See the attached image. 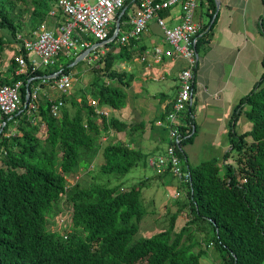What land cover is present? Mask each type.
<instances>
[{
    "label": "trees",
    "instance_id": "16d2710c",
    "mask_svg": "<svg viewBox=\"0 0 264 264\" xmlns=\"http://www.w3.org/2000/svg\"><path fill=\"white\" fill-rule=\"evenodd\" d=\"M24 1L28 4L29 0ZM138 1L127 0L122 29H126L130 8ZM208 1L210 19L201 30L198 52L218 20L216 1ZM49 2L31 1L36 27L47 19L52 7ZM15 5V0H0V28L11 29L17 38L18 17L7 10ZM58 13L57 18H62L60 10ZM115 27L113 24L110 36ZM6 42L0 36V53ZM137 43L132 40L116 53V42L109 43L113 50L98 60L104 62L102 70L109 81L98 75L88 88L90 96L84 92L80 99L71 98V108L66 104L70 96H64L60 117L52 114V100L47 96L40 97L38 112L29 113L30 106L25 107L27 83L33 76H50L60 70L74 72L82 62L71 66L78 56L64 65L57 61L58 67H40L28 74L18 73L20 65L13 58L8 74L0 72V85L23 82L24 102L21 113L17 111L0 130V264H201V257L207 253L204 242L214 245L222 264H264V73L234 108L231 123L244 114L252 127L240 134L234 127L231 129V149L225 154L223 166L217 159L198 165L185 161L191 179L179 183L178 188L187 192L184 200L179 199L181 195L176 198L177 209L167 229L148 237L138 236L147 213L142 190L151 178L130 189L112 183L82 187L68 181L80 170L82 159L89 166L97 157L105 131L127 128V123L115 116H103L99 121L89 98L111 109L125 104V87L135 75L117 69L115 62L132 61L143 50ZM24 56L30 62L31 55L24 51ZM37 82L33 80L30 89ZM191 110L192 106L189 113ZM33 116L38 119L36 123ZM186 117L194 123L188 112ZM15 121L16 133L8 136V127ZM195 134L196 131L182 145L192 142ZM102 158L101 171L120 178L147 161L141 149L114 141L104 145ZM65 206L72 209L71 224L64 233L67 238L51 228ZM186 208H190L191 218L177 231L178 214Z\"/></svg>",
    "mask_w": 264,
    "mask_h": 264
},
{
    "label": "crops",
    "instance_id": "0c3cea01",
    "mask_svg": "<svg viewBox=\"0 0 264 264\" xmlns=\"http://www.w3.org/2000/svg\"><path fill=\"white\" fill-rule=\"evenodd\" d=\"M219 1L216 15L218 20L209 34V40L201 43L199 49V65L191 110L196 134L193 141L185 146V160L189 164L190 155L194 158L193 147L205 144L222 151L224 162L225 154L231 149V129L234 127L240 134L252 127V124H243L244 114H240L237 121L231 123L234 108L264 73V1ZM49 3L52 4V1ZM209 12V1L204 0L197 11L196 19L203 24L207 23L210 19ZM181 14L179 6L165 10L162 15L166 26L177 25L181 21ZM46 20L51 28L56 27V19L47 17ZM128 28L127 25L126 29ZM150 31L151 34L160 35L163 41H156ZM147 38L150 39V44ZM137 46L143 49L140 51L154 46L163 49L169 47L163 29L155 20L150 22ZM133 62V65L123 66L124 70L135 75L132 83L125 87V104L122 109L108 107L112 116L127 123V128L122 131L110 130L107 141L122 142L141 149L147 155L149 164L148 158L164 153L169 144L162 114L172 107L179 91V73L186 63L182 58L170 57H164V61L152 66L138 60ZM151 81L159 82L161 89L151 91ZM45 92L49 98H52L50 95H54V92L58 93L47 84ZM141 123H144L143 127L139 126ZM144 149L149 150L145 152ZM158 174L156 176L160 178V184L168 185L166 176L170 174ZM169 186L179 187V184L175 186L170 182Z\"/></svg>",
    "mask_w": 264,
    "mask_h": 264
},
{
    "label": "built area",
    "instance_id": "2783aa9c",
    "mask_svg": "<svg viewBox=\"0 0 264 264\" xmlns=\"http://www.w3.org/2000/svg\"><path fill=\"white\" fill-rule=\"evenodd\" d=\"M51 9L48 17L58 19L55 28H51L47 20L43 21L31 37L26 38L21 35L17 37L18 52L16 60L20 65L18 73L28 74L31 70L34 73L40 67L57 66L60 55L70 56L72 53L79 56L86 49L93 47V50L85 57L89 64H92L99 57L112 51L109 43L116 42V51L121 46L132 40H139L141 35L147 31L149 24L155 20L163 29L165 40L169 47L163 49L154 46L139 52L132 61L147 63L148 66L159 64L164 61V57L182 58L185 60V67L179 73V91L172 107L163 121L167 131L169 144L166 151L160 155L148 158V163L158 172L171 173L178 177L181 182H188L191 179L190 172L185 163L184 140L188 139L195 132L193 121L186 117L194 101L195 79L199 65V52L197 44L204 24L196 19L197 11L203 0H139L130 8L128 14V29L120 30L116 39L110 36L111 27L116 25L119 15L125 11L127 0H51ZM181 8V21L173 26L167 27L162 13L171 7ZM61 11L62 18H57L58 11ZM116 28V27H115ZM115 32V31H114ZM106 42V43H105ZM102 43V44H99ZM24 51L31 55L28 62L24 56ZM55 74V73H54ZM38 79L41 84L34 83L32 89L28 91L29 101L25 107L30 106L29 113L38 112L39 99L44 85H50L59 92L52 100L51 112L55 117L62 115L65 105L64 96H70L71 90L79 76L76 73L59 71L58 76H33L28 82ZM22 81L15 84L0 85V130L8 125L15 113H21L24 105L21 96ZM90 104L95 107L99 121L103 116L110 119L111 111L106 106H100L97 99L89 98ZM36 123L37 117H32ZM16 121L8 127L7 135L16 133ZM69 177L68 181L72 183ZM180 191L174 195L177 198ZM72 209L67 206L58 216L60 226H70ZM67 238V234L64 235Z\"/></svg>",
    "mask_w": 264,
    "mask_h": 264
},
{
    "label": "rangeland",
    "instance_id": "374dc122",
    "mask_svg": "<svg viewBox=\"0 0 264 264\" xmlns=\"http://www.w3.org/2000/svg\"><path fill=\"white\" fill-rule=\"evenodd\" d=\"M16 5L14 8H8L7 10L11 12L14 16H16V26H17V37L18 35H21L23 37L29 38L31 37L34 30H36L38 27L36 23L33 22L32 17V0L28 1V4L24 0H15ZM31 7H30V5ZM51 23L52 20H49ZM153 38L156 41H163L162 37L160 35L151 34ZM0 36L5 37L8 42L5 43V50L0 53V72L3 73V75L8 74L9 66L11 65L12 59L16 58L18 55L16 45L17 38L13 35L11 29L8 28H0ZM147 40L150 42V39L147 38ZM115 49V47L113 48ZM75 55L72 53L70 56L66 55H60L58 58V64L64 65L66 64L72 57ZM102 57V56H101ZM99 57V59L101 58ZM95 60L92 64H89L86 60H83L77 67H75L74 72L77 76H79V80H77L71 90L70 98L67 101V107L71 108L70 99L75 97L76 99H80L81 95L86 92L90 96V91L88 88L91 86V82L98 76V75H104V70H102V67H104V62H99L98 60ZM133 65L134 62L127 60V61H118L115 62V66L117 69H124L123 66L127 65ZM103 80H108L105 75L103 76ZM109 81V80H108ZM151 87V91H158L161 89L159 82L157 81H151L149 82ZM37 84H41V81L37 82ZM165 85V84H163ZM46 85L43 86L42 92H45ZM44 94L41 95L43 98ZM52 98H55L59 96V92L55 93L54 95H50ZM48 97V96H47ZM122 109V108H121ZM244 121L243 124L246 123V125L252 124L250 120L244 115ZM45 127L43 128L42 136H45ZM109 132H104L102 135L103 142H102V148L105 144L108 142H113L112 140L107 141ZM107 136V137H106ZM106 139V140H105ZM250 139V138H249ZM100 142V143H101ZM102 148L99 150L97 157L91 160V164L86 162L85 159H82L81 162V170L80 172L72 175L70 180L72 181V184L79 183L82 187H90L92 185L96 184H104V183H112V185H118L121 184L122 188L124 189H130L133 186L140 184L144 179L151 178L150 183L143 188V204L145 208L147 209V213L144 217V219L141 222L140 231L138 233L139 237H148L155 233H158L162 230L167 229L171 224V216L176 211L177 207L175 205L174 195L177 193V191H180L181 196L179 199L184 200L186 194L185 190L183 188L178 187H171L169 186L170 182L172 185H178L180 180L178 177L174 175L166 176V181H168V185L160 184V178H158L156 175L158 174V171L151 167L149 164H147V161L141 162L138 166L134 167L129 173H127L125 176L121 177L117 174H107L101 171L100 166L103 164V158H102ZM149 149H144L145 152H147ZM194 152V158L191 157L190 152V163L191 165H198L201 164L204 161L216 159L218 160V163L223 166V154L222 151H219L218 149H215L214 147H211L207 144L205 145H196L193 147ZM224 173V169H221V174ZM81 174V175H80ZM79 179V180H78ZM158 181V182H157ZM67 207V206H65ZM191 218L190 214V208L184 209L183 212H180L178 214V218L175 222V229L179 231L186 225H188L189 220ZM51 228L56 229L57 232L61 235H64V233L67 230V226L62 225L60 226L58 224L57 219L55 218V222H52ZM189 228L196 229L195 226L190 225ZM200 236L202 237V233H200ZM203 247L207 249V253H205L201 257V264H222L221 262V256L220 253L215 249L214 245H207L206 242L203 243ZM198 249V248H197Z\"/></svg>",
    "mask_w": 264,
    "mask_h": 264
},
{
    "label": "water",
    "instance_id": "95a60500",
    "mask_svg": "<svg viewBox=\"0 0 264 264\" xmlns=\"http://www.w3.org/2000/svg\"><path fill=\"white\" fill-rule=\"evenodd\" d=\"M217 1V10L219 9V0H216ZM217 15V12L215 14V16ZM123 14L119 15V17L117 18L116 20V28H115V32L114 34L112 35V40L116 39L117 36H118V33H119V30H120V25H121V18H122ZM106 43V42H105ZM99 44H102V43H99ZM93 50V47H90L88 49H86L85 51H83L75 60L74 62L71 64V66H74L76 64H78L79 62L83 61L85 59V57ZM59 74V71H57L55 74H52L51 75V78L52 77H56L58 76ZM30 82L27 83V87H28V91L30 90ZM29 101V96L27 95L26 97V103Z\"/></svg>",
    "mask_w": 264,
    "mask_h": 264
},
{
    "label": "bare ground",
    "instance_id": "6f19581e",
    "mask_svg": "<svg viewBox=\"0 0 264 264\" xmlns=\"http://www.w3.org/2000/svg\"><path fill=\"white\" fill-rule=\"evenodd\" d=\"M79 180V179H78Z\"/></svg>",
    "mask_w": 264,
    "mask_h": 264
}]
</instances>
